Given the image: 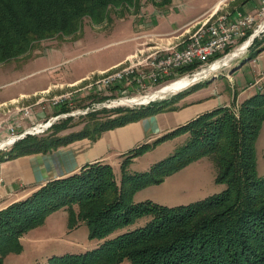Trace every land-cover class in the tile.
I'll return each instance as SVG.
<instances>
[{"label": "trees", "instance_id": "trees-1", "mask_svg": "<svg viewBox=\"0 0 264 264\" xmlns=\"http://www.w3.org/2000/svg\"><path fill=\"white\" fill-rule=\"evenodd\" d=\"M133 1L0 0V63L26 54L35 42L76 33L84 18L101 23L110 8ZM263 42L254 39L250 59L264 50ZM151 104L117 110L105 121L88 113L81 130L59 136L73 121L68 117L41 135L16 141L0 154V162L50 153L85 138L95 141L102 132L159 112ZM263 122L264 89L242 101L237 116L230 107H219L132 149L121 163L119 182L109 164L97 162L46 183L0 210V264L8 255L21 253V238L63 210L68 230L85 224L88 239L102 243L85 253L51 257L47 264H264V176H255V142ZM184 134L189 136L187 143L173 155L144 173L126 175L124 169L134 158ZM202 158L213 161L215 182L225 185L221 193L175 207L133 201L139 189L159 184ZM146 216L144 226L122 232Z\"/></svg>", "mask_w": 264, "mask_h": 264}, {"label": "rangeland", "instance_id": "rangeland-1", "mask_svg": "<svg viewBox=\"0 0 264 264\" xmlns=\"http://www.w3.org/2000/svg\"><path fill=\"white\" fill-rule=\"evenodd\" d=\"M247 1L223 0L222 2L229 4L227 9L217 11L216 8L213 14L212 11L204 13L191 31L179 41L180 47L223 15L232 18L237 12L256 13H246L235 8L241 7ZM260 1L255 0L259 4ZM213 2L215 0H134L130 4L122 5L121 8H110L107 18L101 23H93L89 18H84L76 33L35 42L26 54L0 63V143L11 141L9 137L18 141L26 135H41L52 125L72 117L73 121L68 128L59 133V136L68 135L81 130L88 122L85 118L88 113H96L98 119L105 121L115 116L117 110L146 106L148 103L124 106L114 102L121 98L139 99L154 95L155 91H161L172 83L169 81L140 91L125 87L104 88L98 87L97 84L109 76L116 78L122 76L120 72L125 70L126 66L135 65L148 58V53L154 49L144 51L139 57L135 56L133 60L111 67L112 69L97 70L120 60L128 52H133L138 43V38H135L138 34L144 31H157L160 22L171 23L194 18L209 8ZM214 6H217V0L212 8ZM167 11L169 16L166 18L164 14ZM183 30L185 29L180 32ZM253 34V32L248 33L245 38L236 42L235 47L242 48L250 37L254 36ZM254 39H264V29ZM252 43L238 57L231 60L224 58L210 66L211 71H207L208 67H205L204 71L207 72L198 73L196 78L189 75L190 84L162 99L150 101L151 107L160 108L159 111L165 110L176 103L175 100L172 102L169 100L171 97L187 95L199 90L194 95L195 98L216 97V103L225 102L222 104L230 107L237 116L240 104L237 101H244L251 94L264 89V80L256 82L252 68L254 64L250 61L252 56L250 52L254 51V48H251ZM171 45L174 46L172 43L169 47ZM162 49L171 51L177 48ZM257 62L258 65L262 64L263 57L257 59ZM179 78L175 81L177 82ZM234 95L236 104L232 105ZM65 109L68 112L63 113ZM65 115L73 116L65 117ZM51 122L52 125L46 128ZM37 126L42 128L35 130ZM21 136L23 137L20 138ZM188 139V134H184L157 144L134 158L125 167L124 172L126 175H135L148 171L154 164L173 155L187 143ZM13 144L0 149V154L9 151ZM127 155L128 153L115 158V163L111 164L117 182L122 175L121 163ZM255 158V176L262 178L264 122L256 138ZM215 176L216 168L213 161L202 158L165 177L159 184L139 189L134 194L133 201L135 203L151 201L166 207L188 205L221 193L225 189L224 184L215 182ZM148 220V216L140 218L122 232L140 228ZM101 243L102 241L88 239V229L85 224L68 230L66 211H57L48 216L43 225L21 238V253L8 255L3 264H47L51 257L85 253Z\"/></svg>", "mask_w": 264, "mask_h": 264}, {"label": "crops", "instance_id": "crops-1", "mask_svg": "<svg viewBox=\"0 0 264 264\" xmlns=\"http://www.w3.org/2000/svg\"><path fill=\"white\" fill-rule=\"evenodd\" d=\"M222 1L217 0V6L212 8L216 3L215 0L201 14L188 20H176L171 23L168 21L161 23L159 21L158 26L160 27L157 31H144L135 37L138 38V43L133 52H128L120 60L97 71L114 68L126 61L133 60L135 56L139 57V54H144V51L147 50L156 48L178 49L180 47L179 41L191 31L193 25L201 19L204 13L212 11L213 14L216 8L217 11L227 9L229 4ZM259 5L255 0H248L241 7L235 8L242 12L254 13L259 9ZM168 13L169 11L164 14L166 18L169 16ZM182 29L185 30L180 32ZM172 43L174 46L169 47ZM260 57H263V63L258 65L257 59ZM250 61L254 64L252 68L254 69L256 82L263 81L264 50ZM256 63L257 65H255ZM198 91L187 95L173 96L169 100L171 102L175 100L176 103L171 107L136 122L102 132L95 141L85 138L50 153L32 154L0 162V210L26 199L50 181L63 179L77 173L85 165L100 162L111 166L115 163V158L122 157L132 149L142 144L152 143L201 114L219 107H226L225 104H222L225 102L216 103V97L195 98L194 95ZM191 96H194V98H191ZM241 102L237 101V103Z\"/></svg>", "mask_w": 264, "mask_h": 264}, {"label": "built area", "instance_id": "built-area-1", "mask_svg": "<svg viewBox=\"0 0 264 264\" xmlns=\"http://www.w3.org/2000/svg\"><path fill=\"white\" fill-rule=\"evenodd\" d=\"M264 0L254 14L237 12L234 17L224 16L217 24L208 25L207 33H197L184 46L175 51H163L156 48L148 53V58L135 65L126 66V71L116 79L100 82L98 87H125L136 91L146 90L158 84L174 83L203 71L216 62L234 54L236 42L248 33L259 35L264 29ZM261 20L259 23L258 21ZM233 50V51H232ZM246 51V48L241 52ZM229 52V53H226ZM240 52L237 54L238 57ZM222 55L215 59L216 56ZM215 59V60H214ZM186 73L184 76H182Z\"/></svg>", "mask_w": 264, "mask_h": 264}, {"label": "bare ground", "instance_id": "bare-ground-1", "mask_svg": "<svg viewBox=\"0 0 264 264\" xmlns=\"http://www.w3.org/2000/svg\"><path fill=\"white\" fill-rule=\"evenodd\" d=\"M222 18H223V16H221V17H219L213 24H217V23H219L220 21H222ZM208 32V28H206L202 33H207ZM246 44L242 47V48H240V49H238L234 54H232V55H230V56H228V57H226V60H231V59H233L234 57H236L237 56V54L240 52V54L239 55H241V54H243L245 51H243V52H241L242 50H244L246 47ZM175 50H177V49H175ZM175 50H171V51H175ZM225 60V61H226ZM217 63V62H216ZM214 65H215V63H214ZM211 66H213V64L211 65ZM217 67H214V69H216ZM212 70V67H209L208 69H207V71H211ZM126 71V69L125 70H123V71H121L120 73L123 75V73ZM207 71H200V72H198L199 74L201 73V72H207ZM198 73H196V74H194L193 76H191V77H193V78H196L197 76V74ZM116 78V76H109V77H107V78H105L104 80H102L101 82H103V81H106L107 79H115ZM191 78L190 77H188V78H184V79H182V80H178L177 82L175 81L174 83H172L171 85H168V87H166V88H164V89H162L161 91H159V90H157V91H155L154 93H156V94H154V95H149V96H147V97H143V98H139V99H126V98H121V99H119L117 102H114V103H116V104H121V105H124V106H129V105H141V104H146V103H148V102H150V101H154V100H156V99H162L164 96H166V95H168V94H170V93H174V92H176V91H178L180 88H182V87H184V86H186V85H188V84H190L191 83V80H190ZM159 91V92H158ZM158 92V93H157ZM42 127H40V126H37L36 128H34L35 130H38V129H41ZM33 129V130H34ZM9 138H11V141H5V142H2V143H0V149H3L4 147H6V146H9L12 142H13V140H15L14 138H12V137H9ZM8 138V139H9Z\"/></svg>", "mask_w": 264, "mask_h": 264}, {"label": "water", "instance_id": "water-1", "mask_svg": "<svg viewBox=\"0 0 264 264\" xmlns=\"http://www.w3.org/2000/svg\"><path fill=\"white\" fill-rule=\"evenodd\" d=\"M255 37H256V35L250 37L248 43H247L246 46H245L246 48L250 46V44L252 43V41L254 40ZM148 103H149V102H148ZM146 104H147V103H146ZM141 105H142V104H141ZM67 116H73V115H67ZM67 116L65 115V117H67ZM51 125H52V122H51L49 125H47L46 128H48V127L51 126ZM23 136H24V135H23ZM23 136H21L20 138H22ZM20 138L18 137V139H20ZM15 141H16V140H13V142H12L11 144H13Z\"/></svg>", "mask_w": 264, "mask_h": 264}]
</instances>
